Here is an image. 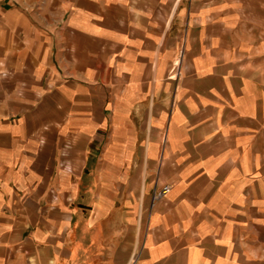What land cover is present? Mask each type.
Masks as SVG:
<instances>
[{
    "label": "crops",
    "instance_id": "obj_1",
    "mask_svg": "<svg viewBox=\"0 0 264 264\" xmlns=\"http://www.w3.org/2000/svg\"><path fill=\"white\" fill-rule=\"evenodd\" d=\"M0 264H264V0H0Z\"/></svg>",
    "mask_w": 264,
    "mask_h": 264
},
{
    "label": "built area",
    "instance_id": "obj_2",
    "mask_svg": "<svg viewBox=\"0 0 264 264\" xmlns=\"http://www.w3.org/2000/svg\"><path fill=\"white\" fill-rule=\"evenodd\" d=\"M168 192V187H164L159 191H154L152 195V199L156 200L165 195Z\"/></svg>",
    "mask_w": 264,
    "mask_h": 264
},
{
    "label": "rangeland",
    "instance_id": "obj_3",
    "mask_svg": "<svg viewBox=\"0 0 264 264\" xmlns=\"http://www.w3.org/2000/svg\"><path fill=\"white\" fill-rule=\"evenodd\" d=\"M153 195V194H152Z\"/></svg>",
    "mask_w": 264,
    "mask_h": 264
}]
</instances>
